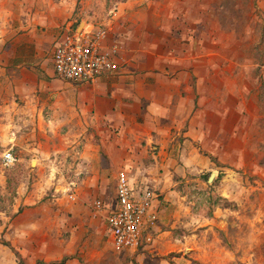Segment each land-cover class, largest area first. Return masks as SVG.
Here are the masks:
<instances>
[{
    "label": "crops",
    "instance_id": "obj_1",
    "mask_svg": "<svg viewBox=\"0 0 264 264\" xmlns=\"http://www.w3.org/2000/svg\"><path fill=\"white\" fill-rule=\"evenodd\" d=\"M65 1L69 7L77 2L37 0L39 11L23 18L13 7L24 8L0 0V119L9 121L0 124V143L7 139L11 148L19 147L24 156L18 161L34 157L37 172L59 170L55 161H62L61 153L79 158L74 172L80 177L73 180L80 199H103L113 190L115 200L117 174L125 171L132 186L149 187L156 194V220L142 230L141 242L170 238L187 247L196 236L189 229L201 215L181 210L184 196L176 199L175 179L209 168L212 162L204 150L220 161L229 157L224 154L231 150L223 148L235 132L234 123L228 132L229 115L247 105L238 102L247 97V85L235 90L236 70L248 65L207 48L218 41L213 36L218 33L214 29L219 31L218 18L205 16L208 10L213 13L214 0H132L124 3L107 41L123 46L118 69L89 82L61 79L43 46L47 41L52 52L68 25L60 30L53 19L52 27L36 29L43 8L59 10ZM17 2L25 13L33 7ZM79 2L86 8L102 4ZM225 61L227 67L221 68ZM13 126L26 131L17 135ZM62 127L68 128L64 134ZM180 236L185 241L178 244Z\"/></svg>",
    "mask_w": 264,
    "mask_h": 264
},
{
    "label": "rangeland",
    "instance_id": "obj_2",
    "mask_svg": "<svg viewBox=\"0 0 264 264\" xmlns=\"http://www.w3.org/2000/svg\"><path fill=\"white\" fill-rule=\"evenodd\" d=\"M17 1L13 3L24 9L17 7L16 11L13 7V13L23 18L39 11L37 0H22L24 5L33 6L27 13ZM100 1L101 5L92 8L84 7L79 0L70 7L67 1L62 2L60 7H64L52 12L43 8L36 30L52 27L54 19L60 30L67 25L81 28L84 22L94 25L110 22L112 32L124 3L132 0ZM212 7L213 13L208 10L205 16L214 14L213 18H218L219 31L214 29L218 33L213 35L218 41L207 48H218L220 55L248 65L245 72L243 66L242 71L238 67L235 75L237 92L247 85V97L238 99L247 105H240L242 112L229 115L228 132L232 123L235 131L234 135L229 134V146H223L231 150L230 154H224L229 157L220 161L204 150L212 162L209 168L175 179L176 199L184 196L181 210L186 207L201 215V220L189 229L196 236L188 240V246L175 245L170 238H164L155 242L144 240L136 249L115 248L104 219L108 206L114 202L113 190L104 197L109 200L100 199L103 204L99 211L93 203L98 196L80 199L75 195L68 199L55 190L64 184L59 172L66 180L75 179L78 174L74 168L79 158L61 153L62 161L58 158L55 161L59 170L50 171L46 167V171L37 172L34 157L27 155L28 160L18 161L24 153L19 147H12L16 162L9 167L0 165V264H20L14 250L27 264H35L37 260L60 264L62 258L65 260L61 264H264V0H214ZM113 9L114 17L110 12ZM204 37V43H209L206 30ZM43 47L46 57H50L52 47L47 41ZM122 51L123 46L120 58ZM227 63L223 62L221 68L227 67ZM48 64H52L51 59ZM7 123L0 119L1 125ZM12 130L17 135L26 131L24 126H13ZM60 131L64 134L68 128L62 127ZM8 141H1L0 156L5 146L11 148ZM29 159L33 161L30 163ZM54 170L58 172L53 175ZM211 173L215 175L209 181ZM175 202L177 205L179 200ZM179 238L182 241H177L178 244L185 241L182 236Z\"/></svg>",
    "mask_w": 264,
    "mask_h": 264
},
{
    "label": "built area",
    "instance_id": "obj_3",
    "mask_svg": "<svg viewBox=\"0 0 264 264\" xmlns=\"http://www.w3.org/2000/svg\"><path fill=\"white\" fill-rule=\"evenodd\" d=\"M110 12L112 17L116 16V10ZM110 30V22L100 25L84 22L81 28L66 27L52 50L55 74L72 82H89L104 72L117 70V58L122 46L116 41L107 43ZM11 149L1 154V166L9 167L16 162ZM55 172L58 171L54 170L53 175ZM61 178L64 184H60L55 190L60 195L73 199L77 188L76 181L66 180L63 176ZM138 188L136 190V186H132L125 171L118 172L114 204L108 206L105 216L106 228L115 248L136 249L141 243L142 230L152 226L156 220L152 211L155 191L145 186ZM93 203L97 211L103 204L100 199L94 200Z\"/></svg>",
    "mask_w": 264,
    "mask_h": 264
},
{
    "label": "trees",
    "instance_id": "obj_4",
    "mask_svg": "<svg viewBox=\"0 0 264 264\" xmlns=\"http://www.w3.org/2000/svg\"><path fill=\"white\" fill-rule=\"evenodd\" d=\"M262 88H263V91H264V79H263V82H262ZM14 253H15V256L18 258V260L20 261V264H27L26 262H24V260L22 259V258H20V255L14 250ZM64 260H65V258H62L61 260H60V262H58V263H63L64 262ZM44 262H42V261H40V260H37L36 262H35V264H43Z\"/></svg>",
    "mask_w": 264,
    "mask_h": 264
},
{
    "label": "water",
    "instance_id": "obj_5",
    "mask_svg": "<svg viewBox=\"0 0 264 264\" xmlns=\"http://www.w3.org/2000/svg\"><path fill=\"white\" fill-rule=\"evenodd\" d=\"M32 163H33V162H32ZM214 175H215L214 173H211L210 176H209V178H208V180H209V181L212 180L213 177H214Z\"/></svg>",
    "mask_w": 264,
    "mask_h": 264
}]
</instances>
